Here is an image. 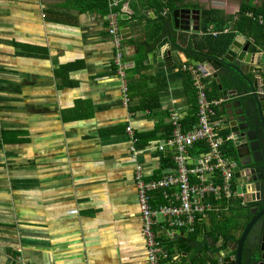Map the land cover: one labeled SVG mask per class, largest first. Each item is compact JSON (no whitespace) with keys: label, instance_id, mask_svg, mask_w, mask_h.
Here are the masks:
<instances>
[{"label":"crops","instance_id":"obj_1","mask_svg":"<svg viewBox=\"0 0 264 264\" xmlns=\"http://www.w3.org/2000/svg\"><path fill=\"white\" fill-rule=\"evenodd\" d=\"M149 4L0 0V264H149L136 167L146 181L175 171L172 147L157 148L174 133L172 115L179 116L183 131L193 127L184 124L191 86L199 115L189 68L200 69L196 64L202 62L189 58L188 49L204 61L221 59L239 36L250 43L254 63L260 58L264 66L258 31L252 32L257 40L235 29L240 7L264 13V0L186 1L178 9L199 12L193 26L199 29L189 32L176 29L174 21L157 22ZM201 9L216 11L206 33ZM112 17L123 70L114 61ZM226 34L232 37L221 39ZM225 70L201 69L200 82L213 103L217 132L229 138L227 122L241 118L251 96L243 83L233 87ZM232 149L231 141L222 146L227 158ZM206 151L195 142L189 163L200 162ZM236 187L233 179L230 200L207 197L213 211L197 221L196 235L158 221L156 234L172 255L170 264H215L221 241L240 238L251 217Z\"/></svg>","mask_w":264,"mask_h":264},{"label":"built area","instance_id":"obj_2","mask_svg":"<svg viewBox=\"0 0 264 264\" xmlns=\"http://www.w3.org/2000/svg\"><path fill=\"white\" fill-rule=\"evenodd\" d=\"M257 20L264 28V18L258 17ZM114 21L112 17L109 27L110 36L118 47L114 61L117 67L123 70L120 52L121 37ZM189 69L194 79L197 104L200 109L197 122L190 131L185 132L180 124L179 116L172 115L171 123L174 133L170 140L157 148L160 152H164L166 147H172L175 171L164 174L159 179L146 181L143 179L140 167H136L137 204L149 264L172 262L171 253L164 248L156 234V226L160 219L172 230L194 233L197 221L204 219L205 215L213 211L206 202L207 197L219 200L232 198V165L222 153V146L229 138H224L217 132V124L213 120L215 113L211 110L213 103L207 102L204 87L200 82L204 74L201 69L191 67ZM260 87L264 102L263 82ZM127 131L129 132L130 128ZM195 142H203L207 146V151L202 160L193 165L189 163L188 150ZM132 151H134L133 148ZM218 179L220 182L216 183ZM158 195H161L163 204L154 207L153 204ZM222 258H218L215 264H225Z\"/></svg>","mask_w":264,"mask_h":264},{"label":"water","instance_id":"obj_3","mask_svg":"<svg viewBox=\"0 0 264 264\" xmlns=\"http://www.w3.org/2000/svg\"><path fill=\"white\" fill-rule=\"evenodd\" d=\"M198 13L190 9L175 10V28L186 32L197 31L199 27L193 26L199 24ZM249 47L250 43H245L243 38L237 36L221 59L207 57L200 64L193 63L203 71L211 67L217 72L225 66L228 80L232 84L243 83L244 94L249 90L251 96L247 108L239 114L241 118L227 122L230 135L228 142L233 144L232 153L227 159L232 165L237 195L249 204L247 209L251 219L237 241L231 240L225 245L221 241L215 259L223 257L225 264H264V127H261L263 134L260 131L264 115L260 84L264 79L260 74L263 67L260 58L259 62L254 63L255 54L249 52ZM165 56L168 57V54ZM213 76L218 83V90L226 97L227 93L222 91L218 75Z\"/></svg>","mask_w":264,"mask_h":264},{"label":"trees","instance_id":"obj_4","mask_svg":"<svg viewBox=\"0 0 264 264\" xmlns=\"http://www.w3.org/2000/svg\"><path fill=\"white\" fill-rule=\"evenodd\" d=\"M150 2V6L155 10V12L157 13L158 17H157V22L160 23H164L165 25L170 24V26L172 25V21H173V12L178 9L180 6H187V4H184L186 1H190V0H147ZM191 6V5H188ZM195 7L198 8L196 4L192 5L191 7ZM247 11H250L253 15V17L257 16V15H262L264 16L263 13V9H258V10H254L250 7H248L247 5L240 7V11L238 13L239 16V20L238 22H236L235 25V29L237 32L243 33L245 35H252L254 37H256L252 32H257L259 33V39H261L263 41L264 44V29L261 28V26L258 24V22L256 20H253L251 17H248L245 15V13ZM216 11L214 10H209V9H201L200 10V16H201V30L202 33H206V23L207 20H209V18L215 14ZM245 27H248V31H246V29H243ZM166 29H168L169 31H172L171 27H166ZM257 30V31H256ZM225 36L227 37H232V34L229 35H222L221 39L224 38ZM257 38V37H256ZM176 40V38H173ZM258 40V38H257ZM173 45L174 42H173ZM193 47H190V49H188L189 52H187L189 54V58L191 57L192 59H195L199 62H203L204 58H202L201 56H195L198 55L196 53H194V50H192ZM208 54H215V53H208ZM204 56V55H203ZM224 77V75H223ZM233 87L235 88H239L238 84H231ZM235 85V86H234ZM191 94H190V106H191V112H190V117L187 118V120L185 121V126L187 128H189L191 125H195V122L197 120L196 118V112H197V108H196V97H195V92L193 91V87L191 86ZM209 97V96H208ZM228 142V141H227ZM223 153V151H222ZM224 154V153H223ZM225 156V155H224ZM220 180L218 179L216 181V183H219ZM163 204V201L161 199V195H158V198L154 201L153 206L155 207L156 205H161ZM197 223H196V228H195V232L194 234L196 235L197 232Z\"/></svg>","mask_w":264,"mask_h":264},{"label":"flooded vegetation","instance_id":"obj_5","mask_svg":"<svg viewBox=\"0 0 264 264\" xmlns=\"http://www.w3.org/2000/svg\"><path fill=\"white\" fill-rule=\"evenodd\" d=\"M261 85V84H260ZM262 121V124H261V126H260V131H261V133L263 134V130H262V128L261 127H264V115H263V117H262V119H261Z\"/></svg>","mask_w":264,"mask_h":264},{"label":"rangeland","instance_id":"obj_6","mask_svg":"<svg viewBox=\"0 0 264 264\" xmlns=\"http://www.w3.org/2000/svg\"><path fill=\"white\" fill-rule=\"evenodd\" d=\"M218 1H221V0H218ZM190 3L192 2V0L189 1ZM205 0H201V3H204Z\"/></svg>","mask_w":264,"mask_h":264}]
</instances>
